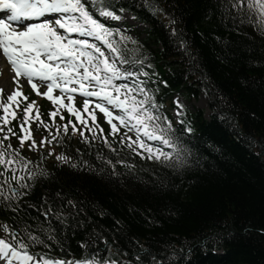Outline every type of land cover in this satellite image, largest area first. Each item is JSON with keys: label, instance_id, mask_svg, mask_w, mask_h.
Returning a JSON list of instances; mask_svg holds the SVG:
<instances>
[{"label": "trees", "instance_id": "obj_1", "mask_svg": "<svg viewBox=\"0 0 264 264\" xmlns=\"http://www.w3.org/2000/svg\"><path fill=\"white\" fill-rule=\"evenodd\" d=\"M84 2L97 17L91 0ZM232 2L111 0L116 14L126 11L147 25L143 39L121 48L126 59L144 60L132 65L149 74L145 82L156 102L203 92L210 118L186 113L172 125L190 152L182 166L141 158L108 130L95 139L87 134L85 142L46 115L43 125L32 126L37 145L61 130L45 147L29 150V140L21 148L14 130L12 147L33 162L30 171L45 175L26 176L30 187L18 199L0 197V238H10L7 225L29 251L61 259L136 264V254L144 258L147 249L162 264H264V30ZM29 233L44 245L28 240Z\"/></svg>", "mask_w": 264, "mask_h": 264}, {"label": "snow or ice", "instance_id": "obj_2", "mask_svg": "<svg viewBox=\"0 0 264 264\" xmlns=\"http://www.w3.org/2000/svg\"><path fill=\"white\" fill-rule=\"evenodd\" d=\"M91 4L100 17L121 19L111 10V0H91ZM231 7L240 13L246 8L251 14L250 18H255L257 26L264 30V0H234ZM0 14H6L0 18V52L11 66L14 72L13 81L17 85L7 96L6 102L3 99L4 90L0 89V109L3 111L0 116V133H3L0 137V169H3L0 171V177L4 178L0 181V197L11 200L26 194L22 193L21 189L30 186L25 182V175L17 176V172H27V179L45 175L43 169L30 171L29 165L33 162L23 157L20 150L13 148L10 143L11 136H16L10 126L11 121L17 118L13 105L20 107L18 97H22L24 101L28 100L21 90V77L26 78L38 96L46 97L57 106L55 111L49 113L53 121L60 109H66L84 130L93 133L95 139L97 132L103 134L104 131L97 121L98 109L111 128V136L116 137L121 128L126 129L120 136V143L135 155L169 166L173 163L178 166L186 163V157L190 155L189 150L176 135L168 117L158 112L162 105L157 104L156 97L148 91L146 82L139 79L141 75L147 77L149 74L143 71L133 72L124 67L130 61L125 58L121 44L129 38L119 29H111L106 23L95 18L84 0H0ZM46 16L54 18L41 20ZM34 20L39 22H28ZM116 35L120 36L119 42L113 39ZM134 62L141 66L144 64L143 59ZM130 78L131 84L117 83ZM36 81L45 84L47 90L41 92ZM56 90H59L61 95H54ZM75 94L85 97L82 109L75 106ZM89 98H96L98 101L91 110L92 101ZM65 99L68 100L67 104ZM35 103L32 101L23 109L24 117L20 129L24 135L17 137L21 148L26 141H31L29 150L50 144L61 130V127L57 126L56 135L52 136V140L43 137L37 145L36 140L32 138L30 120L34 119L41 125L44 122L40 118L39 109H36L34 117L31 115ZM176 104L183 108L179 100ZM88 118L92 121L91 126L88 124ZM60 119H64L63 115ZM69 126L73 133L78 131L76 123L69 120L62 126L64 134L68 133ZM94 128L96 132L93 131ZM186 131L190 133L192 129L189 127ZM49 132L51 135L50 129ZM128 133H134L135 139ZM80 135L88 142L83 130ZM102 139L113 152L116 151L109 144L107 136H102ZM6 141L9 142L5 144ZM48 154L53 155V152ZM56 159L68 162V158L62 155H57ZM107 163L112 164V161ZM117 163L123 164L124 161L118 160ZM112 166L115 168L114 164ZM9 172L11 176L8 175ZM12 181H15L16 187L12 186ZM4 185H8L6 191ZM68 203L75 207L72 201ZM2 228L10 237L0 238V261L4 264H118L111 258H88L78 261L53 259L46 255L37 257L29 252V245L19 233L10 230L7 225H2ZM52 238L49 235L48 239ZM28 240L44 245L43 240L30 233ZM143 252L144 258L139 253L136 254V264H145L146 258H150V264H162L150 250L143 249ZM123 264H132V261L125 260Z\"/></svg>", "mask_w": 264, "mask_h": 264}, {"label": "rangeland", "instance_id": "obj_3", "mask_svg": "<svg viewBox=\"0 0 264 264\" xmlns=\"http://www.w3.org/2000/svg\"><path fill=\"white\" fill-rule=\"evenodd\" d=\"M120 17H121L120 20H111V21L113 23H115L116 25H120L123 29H125V28L129 29L130 28L131 30H136L138 32H142L144 30V27H141V26L135 24L128 16L121 15ZM130 34H132L131 37H134L133 31ZM4 74H6V76L8 78V79L6 78V80H5L6 83L8 84L7 85L8 87L3 86V88L5 90V92H3V99L6 102L7 96L9 94H11L12 91H14L16 89L17 85L14 83L13 79L11 78V73L8 70H6L5 67L0 66V75H4ZM22 84H24V81H20V85H22ZM18 99L20 100V106L22 104L26 105V104L32 102V101L29 102L30 99H28V101L26 103H23L22 97H18ZM177 100L180 101V103L183 105V108H179L177 106V104H176ZM33 101L36 102L34 105V109H35V108H37L38 104L40 102H42V98L38 95H34ZM171 104L173 107L169 108V110L172 112L173 118H178V116H179L178 113H182L184 109L189 110L191 112H195L196 110H200V111H202V113L204 114V116L206 118L210 115V111L208 108L209 99L205 94H201L197 99H188V98H185L183 95H176L173 97ZM13 108L16 109V106L13 105ZM2 115H3V111L1 109L0 110V116H2ZM128 135H131V134H128ZM133 139H135V138L133 137Z\"/></svg>", "mask_w": 264, "mask_h": 264}, {"label": "bare ground", "instance_id": "obj_4", "mask_svg": "<svg viewBox=\"0 0 264 264\" xmlns=\"http://www.w3.org/2000/svg\"><path fill=\"white\" fill-rule=\"evenodd\" d=\"M5 71V70H4ZM6 78H7V76H6V74H4V75H0V83H1V85H2V87L4 86V87H8L7 85V83H6ZM8 79V78H7Z\"/></svg>", "mask_w": 264, "mask_h": 264}]
</instances>
